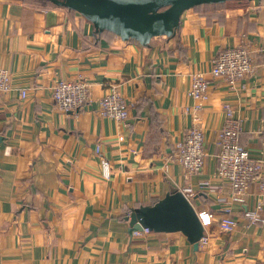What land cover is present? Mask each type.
<instances>
[{
  "label": "crops",
  "instance_id": "1",
  "mask_svg": "<svg viewBox=\"0 0 264 264\" xmlns=\"http://www.w3.org/2000/svg\"><path fill=\"white\" fill-rule=\"evenodd\" d=\"M237 46L254 73L235 88L209 78L198 111L207 160L184 179L171 155L197 113L191 75L210 77L214 58ZM0 68L11 79L0 95V264H264V224L243 215L252 205L227 214L208 189L218 182L224 104L243 122L239 144L264 161V0L189 9L172 36L146 46L45 1L0 0ZM59 78L84 79L90 101L61 112L51 98ZM111 83L127 104L125 124L98 113ZM171 188L192 189L195 210L212 216L196 251L180 233H128L129 210ZM226 215L237 223L230 233L218 225Z\"/></svg>",
  "mask_w": 264,
  "mask_h": 264
},
{
  "label": "built area",
  "instance_id": "2",
  "mask_svg": "<svg viewBox=\"0 0 264 264\" xmlns=\"http://www.w3.org/2000/svg\"><path fill=\"white\" fill-rule=\"evenodd\" d=\"M254 70L255 67L247 48L237 46L221 51L214 58L209 71L210 77L204 73L191 75V87L188 95L197 101L194 105V111L197 113L192 116L191 126L175 143L171 155L172 160L181 167L184 179H189L200 173L207 160L198 111L208 99L209 78L223 79L228 87L235 88L237 83H243L251 76ZM10 88V73L6 69L0 68V95L7 93ZM25 95L26 90L21 89L20 96L24 98ZM51 98L55 107L61 112H72L82 108L90 101V88L82 78L76 80L59 78L52 85ZM223 111L224 121L215 141L213 154L216 160L215 178L218 182L209 184L208 189L218 195L217 200L224 206L227 214L233 204H251L252 207L244 211L245 219L251 223L264 224L262 216L264 211V161L250 157L248 150L239 144L243 122L234 117L233 109L228 104H224ZM98 113L117 123H126L129 117L128 107L114 83L109 85L107 93L99 99ZM96 152H99L98 148ZM101 170L103 177L108 178L110 166L105 159H101ZM252 186H256L255 195L250 193ZM181 191L191 202L192 189L185 188ZM197 213L204 228L210 225L212 216L209 213L203 211ZM218 225L223 232L230 233L236 228L237 223L231 216L226 215L219 220ZM149 233L151 231L144 228L133 231L132 235L139 236Z\"/></svg>",
  "mask_w": 264,
  "mask_h": 264
},
{
  "label": "water",
  "instance_id": "3",
  "mask_svg": "<svg viewBox=\"0 0 264 264\" xmlns=\"http://www.w3.org/2000/svg\"><path fill=\"white\" fill-rule=\"evenodd\" d=\"M73 10L99 31H108L123 41L142 46L157 36H172L183 12L204 4L258 0H48ZM128 233L148 229L154 233H180L197 250L205 229L192 203L183 192L171 188L153 203L129 210Z\"/></svg>",
  "mask_w": 264,
  "mask_h": 264
},
{
  "label": "trees",
  "instance_id": "4",
  "mask_svg": "<svg viewBox=\"0 0 264 264\" xmlns=\"http://www.w3.org/2000/svg\"><path fill=\"white\" fill-rule=\"evenodd\" d=\"M41 1H45V2L49 3V4L52 5V6H56L55 4H53L52 2H50V1H48V0H41ZM220 4H221V3H220ZM204 5H210V4H204ZM211 5H219V4H211ZM197 7H200V5H199V6H196V7H194V8H197ZM132 42H135V41H132Z\"/></svg>",
  "mask_w": 264,
  "mask_h": 264
}]
</instances>
